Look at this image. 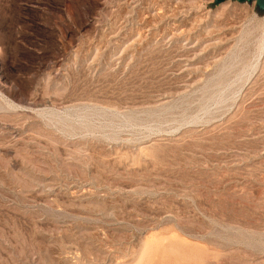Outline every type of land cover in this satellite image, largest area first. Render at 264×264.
<instances>
[{"label": "rangeland", "instance_id": "1", "mask_svg": "<svg viewBox=\"0 0 264 264\" xmlns=\"http://www.w3.org/2000/svg\"><path fill=\"white\" fill-rule=\"evenodd\" d=\"M0 264H264L255 0H0Z\"/></svg>", "mask_w": 264, "mask_h": 264}, {"label": "water", "instance_id": "2", "mask_svg": "<svg viewBox=\"0 0 264 264\" xmlns=\"http://www.w3.org/2000/svg\"><path fill=\"white\" fill-rule=\"evenodd\" d=\"M224 0H215V3L218 4L220 2H222ZM239 2H243V1H252V0H237ZM256 6L259 10L264 11V0H255Z\"/></svg>", "mask_w": 264, "mask_h": 264}]
</instances>
